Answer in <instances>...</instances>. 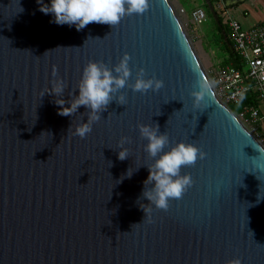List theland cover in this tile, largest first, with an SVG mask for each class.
I'll use <instances>...</instances> for the list:
<instances>
[{"label":"water","instance_id":"water-1","mask_svg":"<svg viewBox=\"0 0 264 264\" xmlns=\"http://www.w3.org/2000/svg\"><path fill=\"white\" fill-rule=\"evenodd\" d=\"M39 8L37 0H0V264H264V146L213 87L193 107L197 79H210L170 1L149 0L145 13L115 27L81 31ZM124 53L129 84L143 68L164 86L143 94L125 87V105L113 99L90 134L75 136L87 109L61 116L56 96L41 97L53 67L69 101L89 61L111 68ZM139 124L167 133L165 151L185 142L207 154L181 168L193 185L167 211L153 205L150 222L138 203H149L141 194L153 158ZM121 136L132 141L123 161Z\"/></svg>","mask_w":264,"mask_h":264},{"label":"clouds","instance_id":"clouds-1","mask_svg":"<svg viewBox=\"0 0 264 264\" xmlns=\"http://www.w3.org/2000/svg\"><path fill=\"white\" fill-rule=\"evenodd\" d=\"M37 3L40 4L39 11L46 15L52 14L53 23L74 25L77 31L83 30L91 23L115 27L125 16L141 15L149 8V0H50V4L37 0ZM129 60V55L124 53L119 62L111 68L102 61H89L83 67L81 78L76 86L79 94L73 96L72 92H69V96H72L69 101L61 98L67 85L58 76L57 69L53 67L52 77L55 79L51 81V87L41 93V97L45 93L56 96L54 103L59 106L58 115L61 116H73L81 106L87 109V122L78 123L74 127V135L84 139L92 132L93 124L101 119L99 113L105 111L113 99L117 104H126L125 95L120 90L130 87L132 91L143 94L150 89L154 92L158 91L164 86L162 80L154 77L145 79L143 68L137 70L134 82L129 84L128 80L132 75ZM213 85L212 81L197 79L196 86L199 90L190 93L193 97L194 108H201V102L211 91ZM65 103H68L69 107H64ZM81 115L84 116L85 113ZM73 126L72 121L69 130L73 129ZM137 128L140 137L147 140L144 147L145 152L148 157L153 158V163L146 166L149 174L143 182L144 190L141 194V197L146 198L149 203H138L145 213L142 222H150L153 205L156 209L167 211L170 200L181 199L188 188L193 185L190 174L181 175V168L194 165L198 159H205L207 154L192 143L185 142H177L165 151L169 145V137L166 132L159 133L158 125L139 124ZM43 134L47 133H41ZM131 142L130 137H120L118 142L120 151L117 154L119 160L123 161L129 157L130 150L124 145L131 144ZM132 173L128 169L126 175L130 178ZM149 185L153 186L148 187ZM141 197L138 198V202ZM139 224L132 225V229ZM117 234L123 233L118 232ZM226 264H241V261L239 258H233Z\"/></svg>","mask_w":264,"mask_h":264},{"label":"built area","instance_id":"built-area-1","mask_svg":"<svg viewBox=\"0 0 264 264\" xmlns=\"http://www.w3.org/2000/svg\"><path fill=\"white\" fill-rule=\"evenodd\" d=\"M212 2L217 7L224 5V0ZM206 15L203 7L190 11L191 21L196 25L202 24ZM223 16L234 49L240 56L241 67H219L210 81L214 82V91L221 101L229 107L242 105L241 110L234 113L264 146V15L248 27H244L228 9L224 10ZM249 95L253 102L246 100Z\"/></svg>","mask_w":264,"mask_h":264},{"label":"rangeland","instance_id":"rangeland-1","mask_svg":"<svg viewBox=\"0 0 264 264\" xmlns=\"http://www.w3.org/2000/svg\"><path fill=\"white\" fill-rule=\"evenodd\" d=\"M169 1L176 11L178 19L182 24V27L194 49L196 56L198 57V60L200 61L210 80H212L214 71L219 67L225 66L224 60L227 58L228 54L224 49H221L214 40L213 34L217 32V29L207 4L204 0ZM212 4L215 7L218 16L221 17L223 23H225V18L223 16L224 10L232 8L233 6L228 7L224 3L223 6L217 7L213 2ZM196 7H203L207 13L204 22L200 25L193 23L190 17V11Z\"/></svg>","mask_w":264,"mask_h":264},{"label":"trees","instance_id":"trees-1","mask_svg":"<svg viewBox=\"0 0 264 264\" xmlns=\"http://www.w3.org/2000/svg\"><path fill=\"white\" fill-rule=\"evenodd\" d=\"M211 2H212V0H211ZM237 4H239V3H237ZM237 4H234V5H237ZM234 5H228V7H231ZM207 12H208V9H207ZM211 16H212V14H211ZM219 21H220L221 26H219L216 23V21L214 20L217 32L213 34V37H214L216 44H218L219 47L221 49H224L228 54L227 58L224 60V65H232V66L240 68L241 67V59H240V56L237 54V52L234 49L233 43H232L230 36H229L228 27L225 25V23H223L221 17H219ZM246 100L248 102H253V99L250 95L247 96ZM230 108L234 112H238L239 110H241L242 105L233 104L230 106Z\"/></svg>","mask_w":264,"mask_h":264},{"label":"crops","instance_id":"crops-1","mask_svg":"<svg viewBox=\"0 0 264 264\" xmlns=\"http://www.w3.org/2000/svg\"><path fill=\"white\" fill-rule=\"evenodd\" d=\"M228 11L234 18L239 20L244 27H248L257 23L261 16L264 15V0H244L234 5L232 8H229Z\"/></svg>","mask_w":264,"mask_h":264}]
</instances>
